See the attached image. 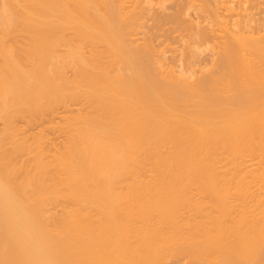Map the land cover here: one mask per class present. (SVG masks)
Returning a JSON list of instances; mask_svg holds the SVG:
<instances>
[{
  "label": "bare ground",
  "instance_id": "6f19581e",
  "mask_svg": "<svg viewBox=\"0 0 264 264\" xmlns=\"http://www.w3.org/2000/svg\"><path fill=\"white\" fill-rule=\"evenodd\" d=\"M147 1L0 0V41L19 22L31 41L0 43V264H264V25L187 24L190 65L208 67L192 80L136 37ZM175 7L155 25L178 26ZM57 115L51 153L14 139V119ZM220 178L257 197L246 180L228 205Z\"/></svg>",
  "mask_w": 264,
  "mask_h": 264
},
{
  "label": "rangeland",
  "instance_id": "374dc122",
  "mask_svg": "<svg viewBox=\"0 0 264 264\" xmlns=\"http://www.w3.org/2000/svg\"><path fill=\"white\" fill-rule=\"evenodd\" d=\"M150 1V0H149ZM156 0H152V2L150 3V5H149V2L147 3V4H145L146 6L147 5H149L150 7H148V13H147V11L145 12V13H147V15L145 14V16L146 17H144L143 19H146V21H144L143 19H142V21L144 22V23H146V24H144V26H140V29H138V36H136V37H139V40L140 41H143V37L145 38V36H143V34L142 33H144L145 35H146V38L148 39V41H146V43H150L149 42V40L151 41V45H153V49H154V56H153V58H155L156 60L158 59V61H159V58H161L160 59V61L161 62H163L164 64H167V65H169L170 66V69H174V70H172V71H174V72H176V71H178L179 70V68L181 69V68H183L184 70L186 69V73H187V71L188 70H191L192 69V72H193V75H192V80L196 77V75H197V77L199 76V73L201 72V71H203V70H200V69H205V68H208L207 66L204 68H201L202 66H198V65H196V64H194V65H190L193 61H194V57H193V49L191 48V45H192V43L193 42H191V40L192 41H194L192 38V36L190 35V31L191 30H188V27H189V29L190 28H192L193 27V25H194V22H195V26H196V24L197 25H200V26H203V27H205V25H206V30H208V28H210L211 27V24H212V26H213V24H214V22H216V23H218V22H221V21H223V18L222 17H224V21L226 22V20L228 21L229 19H230V22L228 21V22H226L227 23V26L228 27H230L229 25H230V23L231 24H233V25H231V28H233V27H235V23L237 22V20H238V22H239V20H240V24L242 25V23H243V25H245L246 26V28L249 30V31H252L253 30V32L255 33V32H258L259 31V29L261 30L262 29V25H264V0H195V2H193L194 0H171V2H170V0H157L156 2H155ZM180 1H182V2H180ZM189 1V2H188ZM218 1H220V2H218ZM225 1V2H224ZM179 2V3H178ZM184 2H186L185 3V5L183 4ZM227 2V3H226ZM234 2V3H233ZM239 2V3H238ZM251 2V3H250ZM156 3V5H154ZM165 3V4H164ZM174 3V4H173ZM175 3H176V7H175V9L176 8H179L180 6H181V12H180V14L182 15V19H181V22H180V24L178 23V26L177 25H175V24H172V25H170L169 23H166L165 25H162V27H157L156 25H155V23H154V16H156L157 15V12H158V14H161L162 15V13H164V14H167V13H170V14H172L173 12H174V9H173V7L175 6ZM178 3V4H177ZM192 5H191V4ZM206 3V4H205ZM217 3V4H216ZM225 3V4H224ZM233 3V4H232ZM162 4V5H161ZM181 4V5H180ZM190 4V5H189ZM152 5H154V6H152ZM160 5V6H159ZM231 5H232V7H231ZM178 6V7H177ZM187 7V9L188 8H190V9H186V8H184V7ZM189 6V7H188ZM205 6V7H204ZM222 6V7H221ZM238 6V7H237ZM241 6V7H240ZM155 8V9H154ZM163 8V9H162ZM216 8L218 9V13H217V11H216ZM233 8V9H232ZM240 8V9H239ZM183 9H185L186 10V12H185V10L183 11ZM202 9V10H201ZM207 9V10H206ZM229 9H231V10H229ZM234 9H235V11H234ZM153 10H154V13H153ZM162 10V11H161ZM163 10H165V11H163ZM169 10V11H168ZM172 10V11H171ZM200 10V11H199ZM227 10V11H226ZM215 11V12H214ZM238 11V12H237ZM160 12V13H159ZM167 12V13H166ZM186 13V15H185V13ZM213 12V13H212ZM242 12V14H240ZM184 14V15H183ZM187 14H188V16H187ZM195 14V15H194ZM217 14V15H216ZM219 14V15H218ZM152 15V16H151ZM202 15H204V16H202ZM209 15H210V17H209ZM215 15H216V17H215ZM151 18H150V17ZM184 16V17H183ZM197 16V17H196ZM149 17V20L147 19ZM188 17H189V20H187L188 19ZM203 17V18H202ZM217 17H218V19H217ZM236 17H237V19H236ZM153 18V19H152ZM180 18H181V16H180ZM209 18V19H208ZM212 18L214 19H216L215 21L214 20H212ZM193 19V20H192ZM197 19V20H196ZM199 19V20H198ZM205 19V20H204ZM149 22H148V21ZM152 20V21H151ZM211 20V21H210ZM217 20H218V22H217ZM220 20V21H219ZM235 20V21H234ZM244 20H245V22H244ZM183 21V22H182ZM199 21V22H198ZM206 21V22H205ZM232 21V22H231ZM191 22H193V23H191ZM234 22V23H233ZM248 22V23H247ZM250 22V23H249ZM185 23H186V25H185ZM189 23H191V25H188V27H187V24H189ZM206 23V24H205ZM208 23V24H207ZM255 23V24H254ZM183 26H182V25ZM174 25V26H173ZM220 25V24H219ZM145 26H147V27H145ZM192 26V27H191ZM19 27H20V22H19V24L17 23V26H15V28L12 30L13 31V33H12V31H10L11 33H8L7 35L5 34V36L3 37V34H2V37H1V41H0V43L1 44H3V45H5V47L7 46V47H10V48H12V50L14 49H22V47H25L26 46V44H27V46L25 47V48H27L28 47V45L29 44H31V41L29 40V38H28V36H27V32L24 30V28L23 29H19ZM142 27V28H141ZM145 27V28H144ZM154 27V28H153ZM156 27V28H155ZM177 27L179 28V29H181V30H177ZM184 27V28H183ZM187 27V28H186ZM254 27V28H253ZM159 28V29H158ZM163 28V29H162ZM213 28H217V24H216V26L215 27H213ZM256 28V29H255ZM19 31H22V32H15V31H17V30ZM169 29H170V31H169ZM184 29H185V31L187 30V32H185L184 31ZM15 30V31H14ZM140 30V31H139ZM23 31H25V32H23ZM177 31V32H176ZM178 31H180V33L178 32ZM140 32V33H139ZM173 32V33H172ZM16 33V34H15ZM147 33V34H146ZM182 33H183V35H182ZM15 34V35H14ZM189 34V35H188ZM256 34V33H255ZM261 34H262V32H261ZM11 35V36H10ZM191 36L190 38L188 37L187 38V36ZM12 36H13V38H12ZM151 38V39H150ZM184 38V39H183ZM137 41V43L139 44V42L140 41ZM5 42V43H4ZM25 42V43H24ZM7 43V44H6ZM144 43H145V41H144ZM143 42H141V44L140 45H142V44H144ZM189 43V44H188ZM185 44H186V46H185ZM12 46V47H11ZM21 46V47H20ZM6 47V48H7ZM15 47V48H14ZM185 47V48H184ZM186 48H188L187 50H186ZM190 48H191V50H190ZM17 49V50H18ZM200 49H203V47H201ZM156 51V52H155ZM185 51H187L186 53H185ZM191 52V53H190ZM199 52V51H198ZM159 53L161 54V55H159ZM184 53H185V55H184ZM189 54V55H188ZM205 54H207V52H204V53H202L201 54V57H206L207 55H205ZM157 55V56H156ZM205 55V56H204ZM162 56V57H161ZM179 56V57H178ZM182 56V57H181ZM185 56V57H184ZM187 56L190 58H187ZM172 57H175V58H172ZM179 58H183V59H180L179 60ZM185 59V60H184ZM187 59H189V60H187ZM178 60V61H177ZM182 60V61H181ZM191 60V61H190ZM185 61V62H184ZM172 64H171V63ZM180 62V63H179ZM174 63V64H173ZM182 66H181V65ZM193 64V63H192ZM166 66V65H165ZM172 66H174V67H172ZM179 66V67H178ZM190 66V67H189ZM186 67H188V68H186ZM176 68V69H175ZM193 69H195L194 71H196L197 70V72L195 73L194 71H193ZM199 69V70H198ZM191 73V72H190ZM201 74V73H200ZM190 79V80H191ZM50 116V115H49ZM49 116H45V117H48L47 119L46 118H44L43 117V119L42 118H28V117H18V118H16V119H14V122H13V125H14V132L15 133H13V134H15V135H17V137L14 135V139H16L17 138V140H19V138H20V141H21V139L24 141H31V139L32 138H34V137H37V135H39L38 137H42V143H44L42 146H43V148H44V146L46 145L48 148H47V150H49V151H47V152H45V150H46V147L44 148V152L45 153H51L52 152V150L55 148V146L57 147V144L59 145V143H60V140H62V138H63V133H61V132H63V120H60L59 119V117H58V115L54 118L53 117V119H52V116L51 117H49ZM50 119V120H49ZM63 121V122H62ZM15 123V124H14ZM59 123V124H58ZM60 126V127H59ZM2 127V124L0 123V128ZM59 128H60V130H59ZM61 128H62V130H61ZM60 131V132H59ZM18 133V134H17ZM34 136V137H33ZM57 136V137H56ZM28 137V138H27ZM32 137V138H31ZM40 137V138H41ZM59 138V139H58ZM28 139V140H27ZM54 139V140H53ZM50 140V141H49ZM57 140H59V141H57ZM4 141H7V140H4ZM4 141H2L3 143H5V144H8L7 142H4ZM16 141V140H15ZM44 141V142H43ZM49 142V143H48ZM54 144H53V143ZM2 143V144H3ZM50 145V146H48V145ZM4 145V144H3ZM7 146H10V144H8ZM7 146H2V147H4L5 148V151H8V148H6ZM53 146V147H52ZM1 147V148H2ZM3 148V149H4ZM52 148V149H51ZM4 151V150H3ZM18 152H16V153H14V154H12L11 155V160L13 161V162H15V163H17L18 162V164L20 163V161L21 160H23V163L24 162H30V159L31 158H27L26 156H28V157H31L30 155H25V154H23V153H21V152H19L20 154H17ZM48 153V154H49ZM20 158H19V157ZM24 156V157H23ZM16 157H18V158H16ZM45 157L46 158H48V155L46 156V154H45ZM24 158H25V160H24ZM46 160V159H45ZM22 162V161H21ZM30 164V163H29ZM220 165H222V164H220ZM224 171V168L222 169L221 168V171ZM248 178V177H247ZM246 178V180H243L241 183L243 184V186L245 187V185H244V181H246V183L248 182V187H247V185H246V187H247V189L249 188L250 190V197L252 196V194L253 193H255L254 194V196H256V192L257 191H255L254 190V187L256 188L258 185H259V183L258 184H256V183H254V182H251V179L252 178H249V179H247ZM222 178H220V180L219 181H217L218 183V186L220 187L221 185L223 186V188H225L224 186H226V193H225V199H226V203L227 202H229L230 204H228V205H230L231 206V204L232 205H234V203H239V202H241V196H240V194L237 192H235L234 191V188H235V185L236 184H239L240 183V181H239V179H233V180H225V179H227V178H223L222 180H221ZM252 181H254V180H252ZM250 182V183H249ZM241 183H240V185H241ZM256 184V186H254ZM193 186V185H192ZM222 186H221V190L223 189L222 188ZM193 188V189H192ZM196 189V186H194V187H191L190 189H192L191 191L192 192H190V193H188L189 194V196L191 195H193L195 192L198 194V192H197V190H199L198 188ZM225 189H223V191H225ZM251 189H252V192H251ZM257 190L259 191V188L257 187ZM249 191H247V192H249ZM255 191V192H254ZM192 193V194H191ZM236 193V194H235ZM252 193V194H251ZM197 194H194L193 195V198L194 199H197L198 198V196H197ZM200 194H202V193H200ZM226 194H228V196L226 195ZM196 195V196H195ZM190 196V197H191ZM195 196V197H194ZM202 196H204V194H202ZM238 196H240V198H238ZM197 197V198H196ZM257 197V196H256ZM255 197V198H256ZM192 197H191V199H193ZM200 198H202V197H200ZM229 198V200H227ZM254 197L252 196L251 197V199H253ZM236 199H238V200H236ZM249 199V198H248ZM251 199L250 200H248L249 202H252L251 201ZM203 200L205 201V198H203ZM193 201V200H192ZM232 201V202H231ZM239 201V202H238ZM234 202V203H233ZM252 204V203H251ZM59 208V207H58ZM188 209V208H187ZM185 207H184V209L183 208H181L180 210V218H182L183 216H185L186 217V219H187V217H189L191 220L193 219V217H195V212H194V210H192L191 211V209H188L187 210ZM56 211H58V209L56 208ZM194 212V213H193ZM194 215V216H193ZM184 218V217H183ZM188 218V219H189ZM189 219V220H190ZM185 253V254H184ZM184 253H179V252H171V253H169V255L167 256V258L165 259V260H163L160 264H199L198 262H200V261H198L197 262V258L196 257H193L191 254H189V253H187V252H184ZM186 254H188V255H186ZM192 256V257H191ZM201 263H205V262H200V264ZM231 264V263H230Z\"/></svg>",
  "mask_w": 264,
  "mask_h": 264
}]
</instances>
